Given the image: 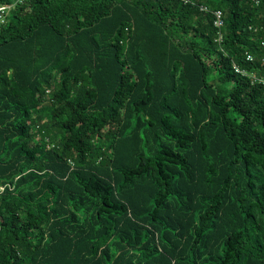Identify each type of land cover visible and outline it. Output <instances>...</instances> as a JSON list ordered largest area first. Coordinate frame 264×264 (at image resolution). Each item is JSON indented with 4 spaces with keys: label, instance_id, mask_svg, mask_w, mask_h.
Listing matches in <instances>:
<instances>
[{
    "label": "trees",
    "instance_id": "1",
    "mask_svg": "<svg viewBox=\"0 0 264 264\" xmlns=\"http://www.w3.org/2000/svg\"><path fill=\"white\" fill-rule=\"evenodd\" d=\"M0 4V264H264V0Z\"/></svg>",
    "mask_w": 264,
    "mask_h": 264
},
{
    "label": "built area",
    "instance_id": "2",
    "mask_svg": "<svg viewBox=\"0 0 264 264\" xmlns=\"http://www.w3.org/2000/svg\"><path fill=\"white\" fill-rule=\"evenodd\" d=\"M24 0H16V3L18 2H22ZM185 2H189V0H184ZM14 8V5H6V4H0V26L5 23L6 17L7 15L10 13V11ZM206 9V7H204ZM216 15V19H215V23L220 26L223 24V13L221 10H218L215 12ZM264 44V42H263ZM248 59L252 60L253 56L252 54H248L247 56ZM236 67V66H235ZM238 70L239 68L236 67ZM244 72V71H243ZM260 81L264 82V78H259L257 77Z\"/></svg>",
    "mask_w": 264,
    "mask_h": 264
},
{
    "label": "rangeland",
    "instance_id": "3",
    "mask_svg": "<svg viewBox=\"0 0 264 264\" xmlns=\"http://www.w3.org/2000/svg\"><path fill=\"white\" fill-rule=\"evenodd\" d=\"M8 16V15H7ZM7 21V17H6V20H5V22Z\"/></svg>",
    "mask_w": 264,
    "mask_h": 264
}]
</instances>
